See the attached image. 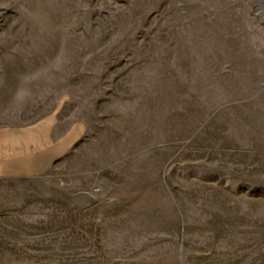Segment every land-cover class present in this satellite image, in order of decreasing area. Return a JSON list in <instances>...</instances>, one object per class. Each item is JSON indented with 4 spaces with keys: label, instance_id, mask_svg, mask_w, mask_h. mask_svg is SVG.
Masks as SVG:
<instances>
[{
    "label": "rangeland",
    "instance_id": "1",
    "mask_svg": "<svg viewBox=\"0 0 264 264\" xmlns=\"http://www.w3.org/2000/svg\"><path fill=\"white\" fill-rule=\"evenodd\" d=\"M44 118L0 264H264V0H0V129Z\"/></svg>",
    "mask_w": 264,
    "mask_h": 264
},
{
    "label": "crops",
    "instance_id": "2",
    "mask_svg": "<svg viewBox=\"0 0 264 264\" xmlns=\"http://www.w3.org/2000/svg\"><path fill=\"white\" fill-rule=\"evenodd\" d=\"M52 118H44L24 128L0 129V178L39 176L73 145L80 127L73 126L55 135ZM44 139L38 144L34 140ZM33 138V139H32Z\"/></svg>",
    "mask_w": 264,
    "mask_h": 264
}]
</instances>
